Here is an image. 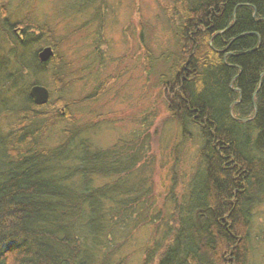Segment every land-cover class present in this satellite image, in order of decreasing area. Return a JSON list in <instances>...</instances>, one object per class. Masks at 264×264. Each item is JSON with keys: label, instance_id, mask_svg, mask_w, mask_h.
I'll list each match as a JSON object with an SVG mask.
<instances>
[{"label": "trees", "instance_id": "obj_1", "mask_svg": "<svg viewBox=\"0 0 264 264\" xmlns=\"http://www.w3.org/2000/svg\"><path fill=\"white\" fill-rule=\"evenodd\" d=\"M166 1L175 50L157 82L181 137L196 132L200 145L183 194L166 204L175 213L161 215L141 179L149 133L97 146L95 123L72 109L95 93L71 97L81 77L59 52L64 39L46 22H9L0 0V104L14 116L0 134V264H118L135 221L151 228L142 264H247L264 199V0ZM45 46L54 55L41 62ZM145 59L150 72L149 48ZM47 71L54 89L37 105L30 87Z\"/></svg>", "mask_w": 264, "mask_h": 264}, {"label": "rangeland", "instance_id": "obj_2", "mask_svg": "<svg viewBox=\"0 0 264 264\" xmlns=\"http://www.w3.org/2000/svg\"><path fill=\"white\" fill-rule=\"evenodd\" d=\"M7 4L9 22L24 18L46 22L57 38L64 39L59 52L71 62L72 77H81L73 84L71 97L95 93L91 102L72 109L80 121L95 123L92 138L97 146L108 147L135 133H149L151 164L141 172V179L152 194L150 212L175 213L166 204L170 196L180 199L183 194L196 166L200 139L196 132L192 138L181 137L178 124L166 110L167 93L157 82L167 67L163 58L175 50L172 29L162 10L167 1L7 0ZM40 76L41 85L53 92L50 73ZM6 96L10 104L11 94ZM13 121V114L0 104V134ZM173 179L176 187L170 192ZM135 224L126 244L113 254L116 263L123 260L118 264H142L151 228ZM247 249V264H264V199L253 210Z\"/></svg>", "mask_w": 264, "mask_h": 264}, {"label": "water", "instance_id": "obj_3", "mask_svg": "<svg viewBox=\"0 0 264 264\" xmlns=\"http://www.w3.org/2000/svg\"><path fill=\"white\" fill-rule=\"evenodd\" d=\"M54 55V50L51 46H45L38 52V58L41 62H47ZM30 95L37 105H44L48 102L50 92L41 84H33L30 87Z\"/></svg>", "mask_w": 264, "mask_h": 264}]
</instances>
